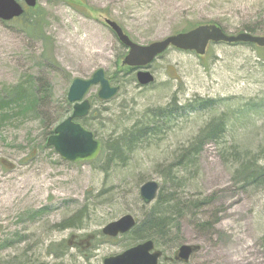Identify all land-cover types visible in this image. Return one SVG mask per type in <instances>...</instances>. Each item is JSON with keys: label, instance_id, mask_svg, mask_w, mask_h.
Listing matches in <instances>:
<instances>
[{"label": "rangeland", "instance_id": "1", "mask_svg": "<svg viewBox=\"0 0 264 264\" xmlns=\"http://www.w3.org/2000/svg\"><path fill=\"white\" fill-rule=\"evenodd\" d=\"M37 4L34 13L43 22L34 34L22 27V17L0 20V95L28 81L43 97L35 114L16 115L0 128V243L15 240L0 251V264L25 250L37 264H104V258L128 249L131 240L124 235L110 240L102 229L125 214L142 221L155 204L141 198L140 187L149 180L180 194L181 200L203 202L187 209L179 233L172 231L157 246L164 252L161 264H264L262 48L216 42L200 55L172 46L150 63L147 70L155 81L143 86L137 69L123 64L127 46L106 23L116 21L140 45L193 25L217 23L232 35L251 27L261 36L264 0ZM99 68L120 87L106 102L98 96L100 85L86 96L93 104L92 131L102 142L146 119L148 109L174 101L185 106L196 99L215 104L159 119L152 137L109 173L100 169L102 162L67 161L47 146L46 134L71 116L74 104L69 107L66 100L73 79L90 78ZM220 117L226 120L222 137L204 141L195 164L176 165L202 129ZM68 220L71 227L60 226ZM182 244L198 246L189 262L175 261Z\"/></svg>", "mask_w": 264, "mask_h": 264}, {"label": "water", "instance_id": "2", "mask_svg": "<svg viewBox=\"0 0 264 264\" xmlns=\"http://www.w3.org/2000/svg\"><path fill=\"white\" fill-rule=\"evenodd\" d=\"M24 2L28 7L34 8L38 0H0V20L12 21L21 17L26 10ZM111 30L117 35L120 42L127 46L128 52L123 61L124 65L141 67L136 78L141 85H149L155 81L154 74L145 68L157 59L162 53L172 46L179 50L192 51L205 55L210 43H248L264 47V35H255L248 32H240L237 35L226 33L218 24H204L189 31L173 34L170 37L149 45L135 43L129 34L116 21L106 20ZM94 85H100L98 96L102 101H108L117 96L120 87L114 86L108 79L106 70L99 68L90 78H74L68 91V101L74 104L73 113L59 125L48 138L47 145L53 146L55 150L67 161L94 160L100 154L101 141L95 137L93 131L83 126L78 119H83L91 111L92 103L85 98ZM160 183L149 180L140 187L143 202L151 204L159 193ZM137 219L132 214H125L117 220H112L102 229L109 237H116L132 231ZM198 246L182 244L175 258L189 262L192 254L197 251ZM163 251L155 247V242L148 239L135 244L120 254L104 258V264H159Z\"/></svg>", "mask_w": 264, "mask_h": 264}, {"label": "trees", "instance_id": "3", "mask_svg": "<svg viewBox=\"0 0 264 264\" xmlns=\"http://www.w3.org/2000/svg\"><path fill=\"white\" fill-rule=\"evenodd\" d=\"M38 8H29L25 11L22 17V27L32 34L37 32L42 28L43 16L34 13ZM34 13V14H32ZM219 24V23H217ZM197 25L193 27H188L184 31L192 30ZM255 29L245 28L243 31L254 33ZM261 48V47H260ZM261 58H264V47L260 49ZM132 70L136 68L129 67ZM110 79V78H109ZM111 78L110 80L113 81ZM6 93V92H5ZM43 99L39 88H35V84L26 81V83H19L7 90V94L4 96L0 95V128L5 125L6 122H10L14 116L26 117L27 114H35L40 106V101ZM212 99L201 100L196 99L194 101L185 104V106H179L176 101L170 103L163 108H151L148 109L144 120L137 121L130 128L124 129L119 134H110L108 139L102 142V151L100 155L95 159V162H102L100 169L109 173L112 168L119 166L122 162H127L131 154L134 153L140 145L144 144L152 135L155 133L157 127V121L171 118L175 114H185L195 113L212 107L215 103ZM66 104L71 107V104L66 100ZM149 116V119H148ZM94 115L92 110L89 116L80 119L83 125L87 126L89 129L96 128L91 122L94 121ZM226 120L223 117L212 120L209 124L202 129V134L198 137L196 144L184 150L181 154L182 159L176 164L181 167H186L190 163H196L201 149L204 146V141L209 139L219 140L225 132ZM55 130V129H54ZM51 129L47 134L51 136L54 133ZM96 136V130L94 131ZM202 136V137H201ZM48 141V140H47ZM46 141V142H47ZM191 156L195 158H191ZM121 162V163H120ZM250 168V166H248ZM174 179H172L173 181ZM159 194L155 199V204L152 208L145 213L142 221H137L134 229L128 233L123 234L124 236H129L130 240L127 247L134 246L139 242H144L148 239H152L155 242L156 247L160 246L162 242L168 241L171 238L172 231L179 233L181 229L180 219L188 213L186 210H190L193 207H198L203 204L201 201L196 200H181L180 194L174 193L175 191H166L163 186L160 187ZM104 192H101L103 194ZM171 193V194H170ZM199 204V205H198ZM46 210V208L44 209ZM85 209H82L81 213ZM186 211V212H185ZM43 210L37 215H42ZM83 221V219L81 218ZM73 221V219L71 220ZM70 220L62 223L60 226L63 228L71 227L73 223ZM81 221V225L83 224ZM209 224V223H205ZM204 224V225H205ZM211 225V224H210ZM79 226V225H78ZM122 235V236H123ZM107 237V236H106ZM110 240L112 238L107 237ZM15 243L14 239L6 240L5 243H0V251L5 248H10ZM176 261V260H175ZM1 264H37L35 258L29 255L27 250L22 252V255L14 256L9 261H1Z\"/></svg>", "mask_w": 264, "mask_h": 264}, {"label": "bare ground", "instance_id": "4", "mask_svg": "<svg viewBox=\"0 0 264 264\" xmlns=\"http://www.w3.org/2000/svg\"><path fill=\"white\" fill-rule=\"evenodd\" d=\"M241 264H243V263L241 262Z\"/></svg>", "mask_w": 264, "mask_h": 264}]
</instances>
